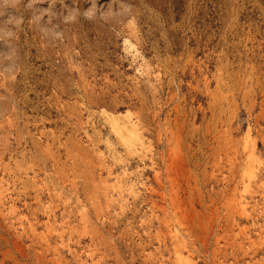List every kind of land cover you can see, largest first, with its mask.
I'll list each match as a JSON object with an SVG mask.
<instances>
[{
	"label": "rangeland",
	"instance_id": "1",
	"mask_svg": "<svg viewBox=\"0 0 264 264\" xmlns=\"http://www.w3.org/2000/svg\"><path fill=\"white\" fill-rule=\"evenodd\" d=\"M0 264H264V0H0Z\"/></svg>",
	"mask_w": 264,
	"mask_h": 264
},
{
	"label": "bare ground",
	"instance_id": "2",
	"mask_svg": "<svg viewBox=\"0 0 264 264\" xmlns=\"http://www.w3.org/2000/svg\"><path fill=\"white\" fill-rule=\"evenodd\" d=\"M129 121H131V120H129ZM120 127H121V125H120ZM132 128H133V126H132ZM132 128H131V129H132ZM128 129H129V128H128ZM129 130H130V129H129ZM129 130H128V131H129ZM130 131H131V130H130ZM135 131H137V130H135ZM120 132L123 133L121 130H120ZM132 134H133V133H132ZM132 134H131V135H132ZM134 134H136V133H134ZM134 134H133V135H134ZM137 134H138V133H137ZM137 134H136V135H137ZM131 135H130V136H131ZM134 136H135V135H134ZM124 137H125V136H124ZM137 137H138V135H137ZM137 142H138V141H137ZM142 143H143V142H142ZM138 144H139V143H138ZM140 144H141V143H140ZM141 145H143V144H141ZM141 145H140V146H141ZM246 191H247V190H246ZM239 203H240V202H239ZM237 205H238V204H237ZM185 260H186V259H185ZM186 262H187V260H186ZM192 263H193V262H192Z\"/></svg>",
	"mask_w": 264,
	"mask_h": 264
}]
</instances>
